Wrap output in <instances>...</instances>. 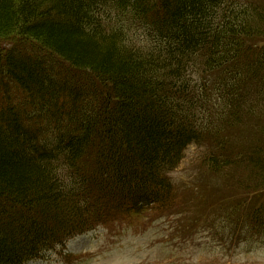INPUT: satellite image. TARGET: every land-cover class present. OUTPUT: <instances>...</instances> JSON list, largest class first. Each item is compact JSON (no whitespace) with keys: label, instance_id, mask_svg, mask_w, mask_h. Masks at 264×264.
Returning a JSON list of instances; mask_svg holds the SVG:
<instances>
[{"label":"trees","instance_id":"trees-1","mask_svg":"<svg viewBox=\"0 0 264 264\" xmlns=\"http://www.w3.org/2000/svg\"><path fill=\"white\" fill-rule=\"evenodd\" d=\"M0 42V264L171 213L193 144L264 198V0H0ZM246 118L257 140L240 145L223 132ZM223 208L264 232V200Z\"/></svg>","mask_w":264,"mask_h":264},{"label":"rangeland","instance_id":"rangeland-1","mask_svg":"<svg viewBox=\"0 0 264 264\" xmlns=\"http://www.w3.org/2000/svg\"><path fill=\"white\" fill-rule=\"evenodd\" d=\"M13 46L0 42V52L4 55ZM64 69L56 71L73 79L74 73ZM10 88L12 104L19 105L22 94L13 85ZM244 122L242 128L228 126L223 133L237 137L240 145L254 143L256 133L251 129L257 121L246 118ZM212 148L209 141L189 146L179 168L170 175L176 189L171 213L151 211L101 226L29 264H264V232L230 226L223 211L224 205L242 198L261 202L264 198L248 196L244 180L237 186L234 176L243 171L236 169L240 167L221 176L212 174L208 159L204 162ZM250 204H245L246 212Z\"/></svg>","mask_w":264,"mask_h":264}]
</instances>
